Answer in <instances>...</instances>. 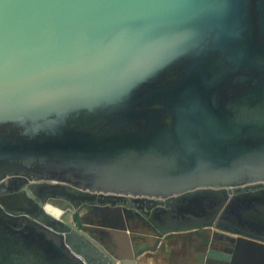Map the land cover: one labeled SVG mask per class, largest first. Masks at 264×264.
Wrapping results in <instances>:
<instances>
[{
  "label": "water",
  "instance_id": "obj_1",
  "mask_svg": "<svg viewBox=\"0 0 264 264\" xmlns=\"http://www.w3.org/2000/svg\"><path fill=\"white\" fill-rule=\"evenodd\" d=\"M8 179L65 191L35 217L0 201V264H117L60 221L75 200L112 220L123 213L111 233L131 244L129 218L144 208L166 223L153 247H131L125 262L111 254L120 264L208 227L235 247L225 262L264 264V219L241 218L245 207L221 216L249 232L190 222L223 209L209 193L264 188V0H0Z\"/></svg>",
  "mask_w": 264,
  "mask_h": 264
},
{
  "label": "crops",
  "instance_id": "obj_2",
  "mask_svg": "<svg viewBox=\"0 0 264 264\" xmlns=\"http://www.w3.org/2000/svg\"><path fill=\"white\" fill-rule=\"evenodd\" d=\"M123 205L124 204L119 207H122ZM122 208H124V206ZM162 209L168 210L165 207H163ZM143 212V216L145 215V217L143 218H152V215L154 214L153 209L148 211L146 208H144ZM98 213L103 214L101 212ZM103 215L100 224L95 226L90 223L91 228L97 232H104L107 238L113 239L115 247H123L118 252L120 256L124 257L123 262L126 261L125 256L129 254V252L131 251V247H138L143 243H146L149 247H153L155 245L156 236L154 232L151 235L141 230L135 231L131 224L130 230L135 236L134 243H128L126 238H120L116 235H113L111 232L117 231L111 226L115 223V220H112L108 216L110 214L104 216ZM82 217L83 216H80L82 222L84 223V219L86 218V216H84V218ZM112 217L114 218L115 216ZM154 225L156 227L163 228L165 227L166 223L162 224L159 221H155ZM82 226L86 228L84 224ZM74 229L78 230V228ZM217 233L218 231L216 229L208 227L192 231L167 234L162 238L160 244L158 245V248L154 252H145L135 259L134 264H229L230 262H225V260L223 259V257H226V252H221L219 250L213 249L214 237ZM82 234L84 233L82 232ZM93 242L106 256L110 257L111 260L115 261L117 264L123 263L115 260V255L111 256V254H116V252L109 250L106 247L107 245L105 242H103L102 240L99 241L101 245H98L95 241ZM120 256L119 258H121ZM228 257H231V254Z\"/></svg>",
  "mask_w": 264,
  "mask_h": 264
},
{
  "label": "flooded vegetation",
  "instance_id": "obj_3",
  "mask_svg": "<svg viewBox=\"0 0 264 264\" xmlns=\"http://www.w3.org/2000/svg\"><path fill=\"white\" fill-rule=\"evenodd\" d=\"M209 194H210L208 196L209 198L208 197L207 198L211 200V203L214 202L213 201L214 199H218V201H223V204H224L223 209H221V208H219V210L217 209V211L214 213V216L211 219L208 218L207 220L203 221L201 219L194 220L191 218L193 221H190V222H196L197 223V222H205L208 220H215V221L220 222V224H227V225L232 226L234 228L243 230L244 232H249L250 228L247 225H244V224L240 223L239 221H237L236 219H234V217L232 219H227V220L223 219L221 214H222V211L226 207H229V208L245 207L246 212H248V213H246V215L242 216L241 218H246V220H248V221L252 217H254V218L258 217L260 219H264V190L263 189L256 191V192H245V193H240L237 195H232L229 192H214V193H209ZM0 199H1V197H0ZM105 200L106 199L102 198V197L97 198V201H105ZM113 201L116 204L115 206H121L124 203V201L118 200V199H113ZM67 204H69V206L71 207V209L74 212H77V210L78 211L79 210L86 211V213L92 217L90 223H92L93 225H98V223H100V221L102 220L103 214L96 212L94 210V207H92V206L85 207L84 203L79 202V204H76V201H75V203L67 202ZM173 204L175 205V203H173ZM171 205H172V203H171ZM259 209H260V211H259ZM19 213H21V212H19ZM243 214L244 213H242L240 215H243ZM141 215H142L141 218H138V217H134V218L130 217L129 218L131 226L134 228L135 231L141 230V231L147 232L148 234L152 235V233L154 232V229H157L156 226L150 221L151 218H145L144 219L143 217H145V215L144 216H143V214H141ZM30 216L35 217L32 215H30ZM123 217L124 216L122 213H121V215H119V214L116 215L115 223H120V224L124 223L125 224L126 222L123 219ZM75 220H76V218H75ZM248 221H246V223ZM82 225H83V223H82ZM51 226H53V225H51ZM78 230H80V229H78ZM98 233L102 237V239H103L102 241L106 243V245H107L106 247L109 250L118 253L119 250L123 248L122 246L121 247H117V246L115 247L114 243H113L114 242L113 239L107 238L106 234L104 232L103 233L98 232ZM263 234H264V231H262L261 235H263ZM229 239L230 238L228 235L222 234L221 232L217 233L214 237L213 249L219 250L221 252H226V253H227L228 249H230L231 251L235 250L234 245L230 242ZM240 251H242L245 254H248V255H246L247 258H251L250 257L251 256L250 250L243 249ZM249 262L250 261L247 259V262H245V264H248Z\"/></svg>",
  "mask_w": 264,
  "mask_h": 264
},
{
  "label": "rangeland",
  "instance_id": "obj_4",
  "mask_svg": "<svg viewBox=\"0 0 264 264\" xmlns=\"http://www.w3.org/2000/svg\"><path fill=\"white\" fill-rule=\"evenodd\" d=\"M13 185L14 182L12 179L5 180L0 184V201L2 205L14 212L27 213L32 216H40L43 213V209L49 205L50 201H61L57 199L56 195L65 191L63 185L53 182H29L17 189ZM75 201L76 204H79V200ZM213 201L216 202V199ZM203 202H205V200H203L202 203ZM80 216H83L82 218L87 216L88 218L86 217L83 223ZM76 217L79 218V220H75ZM91 218L92 217L84 210H77V212H74L72 209L67 208L60 221L74 228L78 227L83 229L84 235L92 241H95L98 245H101L99 241L103 239L97 231L91 228ZM56 222L57 221L47 220L49 225H53ZM82 223L86 228H83Z\"/></svg>",
  "mask_w": 264,
  "mask_h": 264
},
{
  "label": "trees",
  "instance_id": "obj_5",
  "mask_svg": "<svg viewBox=\"0 0 264 264\" xmlns=\"http://www.w3.org/2000/svg\"><path fill=\"white\" fill-rule=\"evenodd\" d=\"M76 220H79V218L76 217Z\"/></svg>",
  "mask_w": 264,
  "mask_h": 264
}]
</instances>
